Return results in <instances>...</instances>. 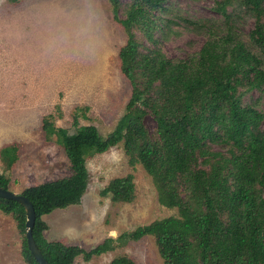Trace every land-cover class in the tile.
Masks as SVG:
<instances>
[{
  "label": "trees",
  "instance_id": "16d2710c",
  "mask_svg": "<svg viewBox=\"0 0 264 264\" xmlns=\"http://www.w3.org/2000/svg\"><path fill=\"white\" fill-rule=\"evenodd\" d=\"M108 2L126 36L119 57L130 97L105 137L94 125L69 132L57 127L52 115L43 118L47 137L63 148L70 174L20 192L35 210L32 235L38 249L49 264H72L80 255L88 261L112 248L111 238L88 250L47 240L42 217L79 203L88 185L87 158L121 144L129 163L153 177L158 201L177 211L122 232V240L152 236L164 264H264V112L259 98L249 95L254 90L264 95V0H214L211 8L222 22L185 17L172 0ZM239 11L254 20L246 36L237 28ZM172 25L205 33L200 49L168 57L160 43ZM147 116L155 122L151 132ZM0 158L4 171L10 170L18 146H2ZM117 182L111 201H133V175ZM9 183L0 172V187L9 189ZM0 211L12 214L25 234L19 202L0 197ZM21 255L26 264H39L25 236ZM100 264L138 263L120 255Z\"/></svg>",
  "mask_w": 264,
  "mask_h": 264
},
{
  "label": "rangeland",
  "instance_id": "374dc122",
  "mask_svg": "<svg viewBox=\"0 0 264 264\" xmlns=\"http://www.w3.org/2000/svg\"><path fill=\"white\" fill-rule=\"evenodd\" d=\"M172 1L192 20L223 21L211 8L214 0ZM239 12L237 28L246 36L254 20ZM205 38L203 32L172 25L160 47L168 57L180 58L197 52ZM125 40L108 0H0V148L18 146L16 163L4 171L0 158V172L9 177L11 191L70 174L63 148L46 135L45 116L52 115L55 125L69 132L94 125L105 137L114 129L131 91L119 57ZM249 95L259 98L264 112V95L257 90ZM145 126L153 131L150 116ZM86 167L88 185L80 202L42 217L45 238L86 250L105 238L113 240L109 251L88 261L80 255L72 264L106 263L120 255L138 264H164L152 236L120 238L124 231L177 215L158 201L153 177L140 164L129 163L121 144L88 157ZM128 173L134 177L133 201L112 202L118 178ZM104 189L107 196L100 194ZM23 237L13 215L0 211V264H26Z\"/></svg>",
  "mask_w": 264,
  "mask_h": 264
},
{
  "label": "water",
  "instance_id": "95a60500",
  "mask_svg": "<svg viewBox=\"0 0 264 264\" xmlns=\"http://www.w3.org/2000/svg\"><path fill=\"white\" fill-rule=\"evenodd\" d=\"M0 197L15 200L23 206L26 215L24 236L27 247L39 264H49L41 254L40 250L38 249L32 235V228L34 226L35 217H36L32 202L21 193H16L11 191L10 189H4L1 187H0Z\"/></svg>",
  "mask_w": 264,
  "mask_h": 264
}]
</instances>
